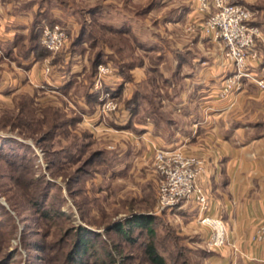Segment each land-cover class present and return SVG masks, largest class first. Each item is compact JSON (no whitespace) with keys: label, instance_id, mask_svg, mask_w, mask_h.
<instances>
[{"label":"rangeland","instance_id":"obj_1","mask_svg":"<svg viewBox=\"0 0 264 264\" xmlns=\"http://www.w3.org/2000/svg\"><path fill=\"white\" fill-rule=\"evenodd\" d=\"M78 1L79 5L72 9L74 28L60 20H48V24L41 22V27L44 24L63 27L68 36L61 52L44 58V66L50 64L46 61L48 57H61L71 52L72 44L84 29L81 47L75 53L81 58L78 59L81 61L78 77L81 78L74 92L82 95L86 104H89L87 93L101 94L93 90L97 67L94 71L91 62L99 58L102 63L99 65H109L106 60L112 57V45L120 47L121 52L124 46L121 56L127 60L138 59L136 55L133 57L138 50L144 61L142 67L152 77L157 78L162 73L163 77L170 78L171 58L175 54L173 41L188 40L183 37L186 27L199 19L196 14L191 20L187 16L192 5L189 0H134L127 5L128 12L123 9L127 0ZM247 3L244 6L251 12L252 22V4ZM142 9L149 14L145 22L132 15ZM173 22L177 26L170 32L167 27ZM126 24L146 48L161 47L162 61L155 53L139 48L132 36L127 34L124 38L123 32L113 36L106 31L109 27L119 30ZM195 33L202 35L199 29ZM202 38L215 43L216 53L224 57L222 43L213 42L204 35ZM93 41L97 47L92 49ZM23 51L19 49V53ZM42 53L44 51L38 49L35 57ZM59 62L57 58L52 71L60 73L66 68L65 64L57 68ZM153 69H157L156 74L152 73ZM229 76L219 80L214 87L216 91ZM121 80L114 73L104 87L117 99L115 112L101 114L99 97L97 103H92L88 112H84L91 113L92 116H88L95 120L93 134L96 126L107 122L112 115H122L119 110L123 102ZM137 86L136 89L149 96L159 85L144 82ZM57 89L61 94L47 89H39L36 95L25 91L10 93L4 89L0 92V264H149L142 250L147 239L145 228L135 227L130 240H125L116 227L107 230L134 214L154 217L150 227L166 264H205L210 254L208 248L190 242V230L185 228L183 221H177L178 207L156 212L157 177L153 180L155 184L152 180L142 183L145 172L135 173L134 160L115 158L108 138L94 137L88 130L78 127V122L73 125L72 117L80 111L64 110L62 97L67 98L68 93ZM46 93L55 99L42 98ZM217 96L220 97L218 93ZM123 120L126 122L127 116ZM82 142L88 146L81 147ZM94 152L98 155L90 158ZM83 237L86 251L79 245Z\"/></svg>","mask_w":264,"mask_h":264},{"label":"crops","instance_id":"obj_2","mask_svg":"<svg viewBox=\"0 0 264 264\" xmlns=\"http://www.w3.org/2000/svg\"><path fill=\"white\" fill-rule=\"evenodd\" d=\"M132 1L127 0L124 5L127 12ZM247 2H251L253 9L251 24L262 32V40L257 41L252 52L256 59L251 61L250 73L252 78L264 82V0ZM247 2L236 1L242 6H247ZM76 5H79L78 0H0V92L4 89L10 93L25 91L36 95L39 89H47L61 94L57 88L69 85L67 98L62 97L63 108L80 111L83 119L78 127L92 133L95 120L91 113H84L91 106L74 92L80 84V56L67 52L61 57H48L51 73L46 76L43 73L45 59L39 61L32 52L37 40L34 23L60 20L74 28L72 9ZM189 9L187 16L191 20L195 12L192 5ZM132 15L142 22L149 16L143 9ZM176 26L173 22L167 30L171 32ZM106 31L113 36L123 32L121 36L127 38L128 34L139 43L127 24L119 30L109 27ZM183 37L188 40L173 41L175 54L171 58L170 78L163 77L162 73L157 78L152 77L142 67L144 61L138 50L133 55L138 59L129 57L127 60L121 56L124 46L121 52L120 47L112 45V57L106 62L122 79L123 104H119L122 115H112L107 122L96 126L93 130L96 134L92 135L108 138L115 158L134 160L135 173L142 170L146 174L142 183L159 179L152 165V143L164 148L181 147L203 157L206 171L200 181L208 196V214L223 220L226 241L218 248L208 247L210 233L197 222V206L192 201L176 208L177 221H183L190 230V242L208 248L210 254L205 264H264V242L254 236L256 229L264 224V88L252 80H244L240 91L226 98L218 97L214 87L231 74L229 63L216 53L215 43L202 35L194 32L185 33ZM145 46L139 43V48L155 53L162 61L160 46ZM94 47L97 44L93 41L91 48ZM19 49L24 51L19 53ZM57 58L60 60L57 68L60 64L66 65L60 73L52 71ZM133 62H136L134 66H128ZM152 73L156 74L157 69ZM144 82L159 85L158 89L148 96L136 89ZM42 98L55 99L49 93Z\"/></svg>","mask_w":264,"mask_h":264},{"label":"built area","instance_id":"obj_3","mask_svg":"<svg viewBox=\"0 0 264 264\" xmlns=\"http://www.w3.org/2000/svg\"><path fill=\"white\" fill-rule=\"evenodd\" d=\"M195 14L199 16L186 27V33L197 29L213 42L222 43L224 57L232 72L225 78L217 91L221 98L236 93L242 88V81L252 80L264 88V82L252 78V53L257 41L262 40V32L251 25L252 14L235 0H189ZM66 30L59 25L41 27V46L50 54L56 55L66 45ZM50 64L46 63L44 75L50 74ZM114 75L110 65H98L94 91H100V112L109 115L118 109L117 99L110 91L104 90L106 82ZM152 165L159 179L157 182L156 212L162 213L182 204L194 202L197 206V222L205 227L210 235L209 248L224 245L227 236L226 225L219 216L208 214V196L200 178L206 171L205 159L197 154L188 153L181 147L164 148L152 143ZM255 238L264 242V224L255 231Z\"/></svg>","mask_w":264,"mask_h":264},{"label":"trees","instance_id":"obj_4","mask_svg":"<svg viewBox=\"0 0 264 264\" xmlns=\"http://www.w3.org/2000/svg\"><path fill=\"white\" fill-rule=\"evenodd\" d=\"M42 20V19H41ZM41 22L43 23H47V20L46 21H36L33 25V29L36 31V34H37V40L34 42V46H33V49H32V52L34 53V55L36 54V51L39 49H41V51H44V53L40 54V55H37L38 57H36L39 61H41L43 58H45L46 56L50 55L40 44V40H41ZM48 24V23H47ZM49 25H52V24H49ZM83 35H84V29L81 30L80 32V35L79 37L77 38L76 41H74V43L72 44V54H75L76 52H78V50L80 49V46L82 44V38H83ZM36 56V55H35ZM96 59V58H95ZM93 60L91 62V64L93 65L94 67V71L96 70L95 68L97 67V65L99 64H102L100 63L101 61L99 60V58H97V60ZM105 62V61H103ZM136 64V62H133L131 63L130 65L128 66H134ZM68 87L69 85H65L64 87H62L61 89L63 91H65L66 93H68ZM92 95V96H91ZM97 97L98 96V93H92V94H88L87 93V97H86V100H88V103L89 105L91 106L92 103H97ZM31 102L33 101V98H31ZM91 108V107H90ZM83 111V110H82ZM72 124L74 125L75 122H79L81 120V116L80 114L72 117ZM52 125H54V123H51ZM76 137V136H74ZM81 147H86L88 146V144L82 142L81 143ZM96 155H98L97 152H94L90 158H93L95 157ZM154 217L151 216V215H146V214H134L128 218H126L124 220V222L122 224H120L118 221L117 223H114L113 226L109 227L107 230H110L112 228H115L116 227V230L118 232L121 233V235H123L124 239L125 240H130L131 238V235L134 231V228L135 227H143L146 229L147 231V239L144 241L143 243V254L145 256V260L147 261V263L149 264H166L165 262V259L163 257V255L159 252V250L157 249V246L155 244V241H154V236H155V232L154 230L150 227L151 225V222H152V219ZM79 245H82L83 247V251H86L87 250V244H86V241H85V237L81 238L79 240ZM77 253H80L81 255V251H78Z\"/></svg>","mask_w":264,"mask_h":264}]
</instances>
